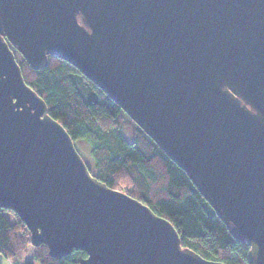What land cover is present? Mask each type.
<instances>
[{
    "label": "water",
    "instance_id": "water-1",
    "mask_svg": "<svg viewBox=\"0 0 264 264\" xmlns=\"http://www.w3.org/2000/svg\"><path fill=\"white\" fill-rule=\"evenodd\" d=\"M68 61L182 168L264 264V0H0V208L82 264H224L91 174L24 80Z\"/></svg>",
    "mask_w": 264,
    "mask_h": 264
},
{
    "label": "trees",
    "instance_id": "trees-1",
    "mask_svg": "<svg viewBox=\"0 0 264 264\" xmlns=\"http://www.w3.org/2000/svg\"><path fill=\"white\" fill-rule=\"evenodd\" d=\"M13 50L25 82L46 102L49 115L74 143L89 147L92 175L169 221L183 248L210 261L249 264V246L231 234L186 172L102 89L64 59L49 55L47 67L34 70ZM30 251L31 258L23 261ZM0 256L13 264H82L87 258L82 250L51 257L44 244H31L29 230L14 212L1 208Z\"/></svg>",
    "mask_w": 264,
    "mask_h": 264
},
{
    "label": "rangeland",
    "instance_id": "rangeland-1",
    "mask_svg": "<svg viewBox=\"0 0 264 264\" xmlns=\"http://www.w3.org/2000/svg\"><path fill=\"white\" fill-rule=\"evenodd\" d=\"M77 151L79 150V154L81 155L82 159L85 161L87 166H92V161L89 155V147L81 141H77L74 143ZM32 254L31 251L29 254H26V256L23 258V261L29 260L31 258ZM0 263L1 264H13L12 261L7 260L0 256Z\"/></svg>",
    "mask_w": 264,
    "mask_h": 264
},
{
    "label": "built area",
    "instance_id": "built-area-1",
    "mask_svg": "<svg viewBox=\"0 0 264 264\" xmlns=\"http://www.w3.org/2000/svg\"><path fill=\"white\" fill-rule=\"evenodd\" d=\"M1 264V263H0Z\"/></svg>",
    "mask_w": 264,
    "mask_h": 264
}]
</instances>
